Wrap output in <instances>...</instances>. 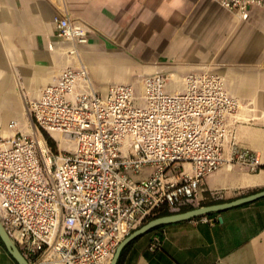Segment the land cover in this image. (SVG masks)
I'll use <instances>...</instances> for the list:
<instances>
[{"label": "built area", "instance_id": "1", "mask_svg": "<svg viewBox=\"0 0 264 264\" xmlns=\"http://www.w3.org/2000/svg\"><path fill=\"white\" fill-rule=\"evenodd\" d=\"M221 5L248 21L264 0ZM54 22L60 38L88 42L81 21L57 15ZM167 80L146 77L141 96L132 84L101 93L84 66L67 67L28 103L31 133L0 140V222L29 264H110L159 210L191 205L208 175L234 166L260 171L257 152L224 148L240 102L221 76L189 73L176 93ZM146 167L152 174L135 178ZM176 169L179 178L168 175ZM153 242L155 249L158 237Z\"/></svg>", "mask_w": 264, "mask_h": 264}, {"label": "crops", "instance_id": "2", "mask_svg": "<svg viewBox=\"0 0 264 264\" xmlns=\"http://www.w3.org/2000/svg\"><path fill=\"white\" fill-rule=\"evenodd\" d=\"M221 1L0 0V140L31 133L28 103L67 67L84 66L98 92L132 84L138 96L148 76L167 75L166 90L176 93L186 75L208 71L240 102L227 119L225 150L235 144L257 152L262 167L256 173L224 167L208 175L191 206L263 191L264 8H252L242 21ZM57 15L81 21L88 42L60 38ZM152 171L146 167L139 178ZM180 171L168 175L179 178ZM208 215L140 236L121 264H264V198ZM154 237L159 246L152 249ZM0 264H19L1 237Z\"/></svg>", "mask_w": 264, "mask_h": 264}, {"label": "water", "instance_id": "3", "mask_svg": "<svg viewBox=\"0 0 264 264\" xmlns=\"http://www.w3.org/2000/svg\"><path fill=\"white\" fill-rule=\"evenodd\" d=\"M262 198H264V190L261 192L246 196V197L239 198L232 202L202 206V207L188 210L185 212L174 213V214L161 216V217L152 219L148 221L147 223H145L144 225H142L137 230H135L132 234L126 237L119 244L110 264H118V261L121 257L122 252L129 244L134 242L140 236L147 234L156 228L166 226L169 224H173V223L183 222L186 220H191L196 217L205 216L211 213L222 212L230 208L238 207L244 204L257 201ZM0 237L3 240L4 244L6 245L7 249L9 250L10 254L15 258V260L19 264H29L27 260L24 258V256L21 254L17 246L13 243V241L8 236L1 222H0Z\"/></svg>", "mask_w": 264, "mask_h": 264}, {"label": "trees", "instance_id": "4", "mask_svg": "<svg viewBox=\"0 0 264 264\" xmlns=\"http://www.w3.org/2000/svg\"><path fill=\"white\" fill-rule=\"evenodd\" d=\"M45 138L47 139L48 143H49V144L55 149V148H56V144H55V142H54L53 140H51V139L49 138V136H47V135L45 136ZM219 202H220L219 200H211L210 202H206V203H207V204H215V203H219ZM202 205H204V204H202ZM191 209H193V206H191V205L184 206V207H182L179 211H170L169 209L164 208V209L159 210V211L153 216L152 219H155V218H158V217H161V216H166V215H170V214L178 213V212H185V211H188V210H191ZM211 215H213V213L209 214L208 216H211ZM160 228H162V227L156 228V229L150 231L149 233H151V232H153V231H156V230H159ZM132 244H133V243L129 244V245L124 249V251L122 252L121 257H120V259H119V261H118V264H121V263H122V261H123V259H124V257H125V254L127 253V251L129 250V248H130V246H131Z\"/></svg>", "mask_w": 264, "mask_h": 264}, {"label": "rangeland", "instance_id": "5", "mask_svg": "<svg viewBox=\"0 0 264 264\" xmlns=\"http://www.w3.org/2000/svg\"><path fill=\"white\" fill-rule=\"evenodd\" d=\"M45 136H46V135L44 134V137H45ZM49 138H50L51 140H53L51 137H49ZM53 141L55 142L56 147H57V143H56V141H55V140H53ZM144 170H145V169H143L142 172H141L139 175H141V174H142V175H143V174L145 175L146 172H144ZM176 171H179V169H176ZM152 172H153V171H152ZM176 173H177V172H173V174H175V175H176ZM139 175L135 176V178H139ZM150 175H151V173H150ZM196 207H199V206L196 205ZM152 218H153V216H152L151 218H149L147 221H145L142 225H144V224L147 223L148 221L152 220Z\"/></svg>", "mask_w": 264, "mask_h": 264}, {"label": "bare ground", "instance_id": "6", "mask_svg": "<svg viewBox=\"0 0 264 264\" xmlns=\"http://www.w3.org/2000/svg\"><path fill=\"white\" fill-rule=\"evenodd\" d=\"M40 140H42V139L40 138Z\"/></svg>", "mask_w": 264, "mask_h": 264}]
</instances>
